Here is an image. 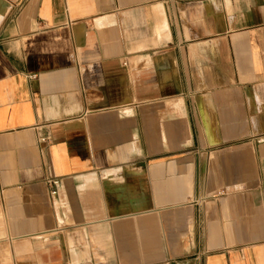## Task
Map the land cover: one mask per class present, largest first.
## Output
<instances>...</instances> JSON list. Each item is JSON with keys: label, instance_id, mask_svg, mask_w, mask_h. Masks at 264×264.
Listing matches in <instances>:
<instances>
[{"label": "crops", "instance_id": "1", "mask_svg": "<svg viewBox=\"0 0 264 264\" xmlns=\"http://www.w3.org/2000/svg\"><path fill=\"white\" fill-rule=\"evenodd\" d=\"M0 264H264V0H0Z\"/></svg>", "mask_w": 264, "mask_h": 264}, {"label": "built area", "instance_id": "2", "mask_svg": "<svg viewBox=\"0 0 264 264\" xmlns=\"http://www.w3.org/2000/svg\"><path fill=\"white\" fill-rule=\"evenodd\" d=\"M42 141H43V142H48V138H43ZM51 183H52V185L55 187V186L58 184V181H56V180H52ZM52 193H53V194H57V190H56V189H53Z\"/></svg>", "mask_w": 264, "mask_h": 264}]
</instances>
